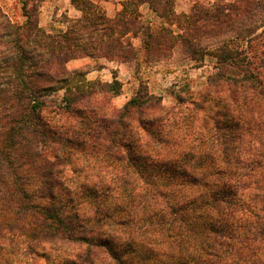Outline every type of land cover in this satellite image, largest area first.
<instances>
[{
  "label": "trees",
  "instance_id": "16d2710c",
  "mask_svg": "<svg viewBox=\"0 0 264 264\" xmlns=\"http://www.w3.org/2000/svg\"><path fill=\"white\" fill-rule=\"evenodd\" d=\"M220 3L204 12L217 28L233 20ZM123 5L180 18L173 0ZM135 19L83 13L54 35L0 7V264H264L263 65L146 28L148 52L179 41L192 60L223 64L203 97L214 112L191 95L163 107L145 90L115 109L116 81L51 94L65 87L69 60L129 55L121 38Z\"/></svg>",
  "mask_w": 264,
  "mask_h": 264
},
{
  "label": "rangeland",
  "instance_id": "374dc122",
  "mask_svg": "<svg viewBox=\"0 0 264 264\" xmlns=\"http://www.w3.org/2000/svg\"><path fill=\"white\" fill-rule=\"evenodd\" d=\"M87 1L92 4L90 7H85L82 1L78 2L79 5L72 4V0H0L2 11L12 23L23 25L28 13L32 18H38V25L42 30L54 35L76 28L80 24L77 20L84 21L83 13H86L88 19L93 16L99 18L100 14L108 19L115 18L119 13L125 18L136 16L132 33L121 38L127 47L131 46L129 55H93L69 60L65 64L69 74L68 81L63 89L51 93L52 95L61 96L67 88L85 89L88 83L116 81L118 95H107L110 106L115 109H121L137 93L145 90L149 95L159 98L163 107L173 106L178 95H191L193 100L201 103L204 112H214V103L203 97L208 89L209 77L221 70L223 64L208 54L201 60H192L187 57L183 44L179 41L167 52L155 54L153 49L148 52L143 48L145 35L142 30L146 28L154 33L165 28L172 32L173 37L186 35L191 38L196 49L199 47L212 53L228 49L237 60H244V64L246 59L252 62V67L264 66V0H246V4L245 0H173V12L180 17L177 19L158 17L147 5L136 8L123 5L128 0ZM219 1L221 8L230 9L233 20L229 25L217 28L211 26L204 12ZM240 5L242 8L238 10ZM230 6L236 7L232 9ZM139 26H142L141 31L133 32ZM84 35L82 40H87L88 36ZM163 38L169 40L168 37ZM229 70L234 78L244 77L240 68ZM260 70L261 81L264 82V69ZM221 94L228 96L224 92ZM102 99L95 96V102ZM183 107L182 105L181 108ZM260 110L264 111L262 102Z\"/></svg>",
  "mask_w": 264,
  "mask_h": 264
},
{
  "label": "crops",
  "instance_id": "0c3cea01",
  "mask_svg": "<svg viewBox=\"0 0 264 264\" xmlns=\"http://www.w3.org/2000/svg\"><path fill=\"white\" fill-rule=\"evenodd\" d=\"M70 5H71V3H70Z\"/></svg>",
  "mask_w": 264,
  "mask_h": 264
}]
</instances>
